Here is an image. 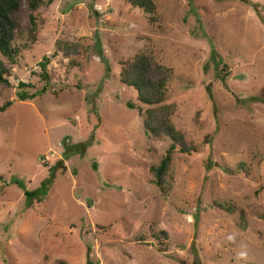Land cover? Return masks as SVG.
<instances>
[{
  "label": "rangeland",
  "instance_id": "rangeland-1",
  "mask_svg": "<svg viewBox=\"0 0 264 264\" xmlns=\"http://www.w3.org/2000/svg\"><path fill=\"white\" fill-rule=\"evenodd\" d=\"M154 1L152 23L126 0H54L34 30L22 5L19 54L1 57L0 176L34 189L55 170L27 209L0 181V264H264V0ZM140 51L172 69L174 127L196 145L211 135L171 155L166 193L149 168L170 141L146 133L118 79ZM43 56L56 94L19 101Z\"/></svg>",
  "mask_w": 264,
  "mask_h": 264
},
{
  "label": "trees",
  "instance_id": "trees-1",
  "mask_svg": "<svg viewBox=\"0 0 264 264\" xmlns=\"http://www.w3.org/2000/svg\"><path fill=\"white\" fill-rule=\"evenodd\" d=\"M54 0H0V83L9 85L6 75L8 70L1 57L7 59L11 63H15L19 49L14 44L15 31L20 28V9L22 5H26L31 30L36 27V12L42 5H49ZM134 7L140 8L148 14L150 22L156 21V4L154 0H126ZM33 33V32H32ZM33 35V34H32ZM34 39V37L32 36ZM50 59L43 56L38 62L39 72L37 74L40 87H35L28 82H18L19 92L17 98L19 101L33 99L36 96L46 92L55 93L50 88V75L47 71V65ZM75 65V64H74ZM118 73L119 81L133 88L136 91V99L139 103L146 106L144 110L143 128L146 133L155 138L166 137L170 143L164 155L155 165L150 166V173L153 176L152 182L159 188L160 192L166 193L168 189L166 177L170 171L171 155L175 152L183 155H190L197 152L200 145H206L210 142V134L204 137L200 145L186 141L184 133L176 129L171 121L175 106L167 104L166 95L168 84L172 77V69L160 63L157 58L148 51H140L131 59L122 62ZM221 71H219L220 74ZM36 75V73H33ZM226 74L221 76L225 79ZM31 90V91H30ZM11 104L7 101L0 106V110H4ZM126 106L130 109L135 108L132 102L127 101ZM140 111V109H139ZM95 170L97 167L92 163ZM243 163L238 164V170H242ZM55 166L49 167V176L44 178L38 187L27 189L25 183L15 177H11L5 181L0 176V181L4 185L14 184L22 190L25 208H30L34 202L41 203L50 187L52 186V178L54 176ZM227 170V169H226ZM160 245H165L167 234L160 231L155 234ZM60 264H66L60 261ZM251 264V263H247Z\"/></svg>",
  "mask_w": 264,
  "mask_h": 264
}]
</instances>
